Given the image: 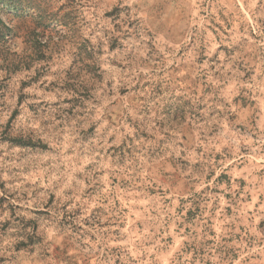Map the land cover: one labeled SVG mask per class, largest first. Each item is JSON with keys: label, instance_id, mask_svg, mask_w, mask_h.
Instances as JSON below:
<instances>
[{"label": "rangeland", "instance_id": "374dc122", "mask_svg": "<svg viewBox=\"0 0 264 264\" xmlns=\"http://www.w3.org/2000/svg\"><path fill=\"white\" fill-rule=\"evenodd\" d=\"M7 3L0 264H264V0Z\"/></svg>", "mask_w": 264, "mask_h": 264}, {"label": "trees", "instance_id": "16d2710c", "mask_svg": "<svg viewBox=\"0 0 264 264\" xmlns=\"http://www.w3.org/2000/svg\"><path fill=\"white\" fill-rule=\"evenodd\" d=\"M20 0H8L7 5L11 8V10H19L21 8L20 4H19ZM39 11V14H37L34 23H35V30H39L45 31V29H48V27L51 26V24L56 21L59 23H63L61 18L58 17L56 12H49L47 11L44 12V10H42L40 7L37 8Z\"/></svg>", "mask_w": 264, "mask_h": 264}]
</instances>
